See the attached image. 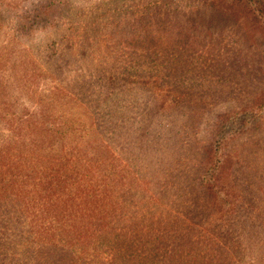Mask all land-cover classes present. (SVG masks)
Segmentation results:
<instances>
[{"label": "rangeland", "instance_id": "rangeland-1", "mask_svg": "<svg viewBox=\"0 0 264 264\" xmlns=\"http://www.w3.org/2000/svg\"><path fill=\"white\" fill-rule=\"evenodd\" d=\"M262 97L264 16L240 3L0 0V264H264ZM39 110L65 143L25 146ZM65 151L70 195L104 205L39 204L26 168Z\"/></svg>", "mask_w": 264, "mask_h": 264}, {"label": "trees", "instance_id": "trees-1", "mask_svg": "<svg viewBox=\"0 0 264 264\" xmlns=\"http://www.w3.org/2000/svg\"><path fill=\"white\" fill-rule=\"evenodd\" d=\"M232 3H240L244 6H246L248 8V12L252 15H255V17H263L264 16V0H231ZM260 99V98H258ZM262 107H264V98L262 97L261 100V105ZM264 111V109H263ZM39 116H34L33 114H30L29 112H27L26 115H24L23 117H17L16 120L18 122H16V130L18 131V135L20 136L21 134H23L21 137H23L24 139V143L25 146L27 147L30 143L33 144L36 147H40L43 146L45 144V142H52L54 141L55 137L60 138L63 143L64 142V135H68V132H70L71 128L65 129L64 126L65 124L62 123H48L54 120H59L60 116L58 117H54L53 113H47L44 112V110H39ZM62 118H64L62 116ZM46 145V144H45ZM73 149V148H72ZM66 153H63V155L66 156V159L64 161H60L58 158L61 159V155L60 154H52L49 153L47 156L48 158H54L56 159L55 163L53 164L49 159L47 161V163L44 164V162H42V157H39V160L37 161V163H33V165L31 167H27V176H31L33 179V183H31L34 186V189H31L32 192H34L35 188L40 187L42 189V191L37 192V196H38V201L39 204H41V206H46L47 204L45 203V201L49 202L50 199L49 197H51L54 194H57V192L60 190L62 191H66L68 189V195L67 198H72L74 196H80V195H84L85 199H89L98 203H102V199L103 197L97 195L102 189L100 187V185L98 186H92L88 188V185H85L83 187H77V195L72 194L70 195V193L72 192L71 190V185L68 181L67 178H64L63 175H65L66 173L63 171L64 169H61L63 167V165L65 163L71 162L72 158H73V153H69L67 154V151H65ZM42 156H46L45 154H40ZM21 156V159L23 158H29L32 159L31 157L33 155L29 154V153H23L21 155H16L15 157ZM39 156V155H37ZM217 155L214 156V158ZM209 160V157H208ZM217 161V158H216ZM215 161V162H216ZM208 162V161H207ZM212 160L210 161V166L208 168L210 169H214V168H219V166L217 165H212ZM55 165V166H54ZM56 167V168H55ZM83 178L86 179L85 175L82 176ZM63 178V181L61 183H59ZM87 180V179H86ZM55 181H58V183L55 185H52ZM207 182L203 183V187H205ZM208 192L212 191V186L211 184H208ZM19 186L17 185H11V189L13 190V194L18 195V191H19ZM47 188V189H45ZM44 190V191H43ZM16 198V197H14ZM15 200V199H14ZM106 200V199H105ZM107 201H111V203H109L106 207H104V212H107L109 210L115 211L117 208L116 205V201L114 200H107ZM118 201V200H117ZM103 204V203H102ZM104 205V204H103ZM48 208V207H47ZM49 209V208H48ZM97 220V219H96ZM45 223V222H44ZM47 223V222H46ZM51 223V222H50ZM49 222L47 224H45V226H43V228L45 229V227H52L51 224ZM94 225H99L98 221H94ZM47 231H43V233H46ZM209 241H212L209 239ZM218 251H220L222 248L219 247L217 249ZM186 256L188 257H193V261L194 264H213L212 260L208 257L204 258V257H198L199 251L193 249V248H187V249H183L182 250ZM224 253H226L224 251ZM171 254V253H170ZM1 257V255H0ZM224 257H228V256H224ZM227 261V260H226Z\"/></svg>", "mask_w": 264, "mask_h": 264}]
</instances>
